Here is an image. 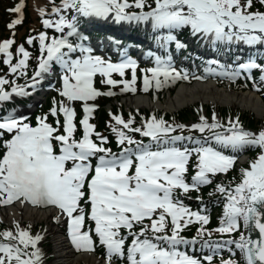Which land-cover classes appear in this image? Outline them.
I'll use <instances>...</instances> for the list:
<instances>
[{
    "label": "snow or ice",
    "instance_id": "snow-or-ice-1",
    "mask_svg": "<svg viewBox=\"0 0 264 264\" xmlns=\"http://www.w3.org/2000/svg\"><path fill=\"white\" fill-rule=\"evenodd\" d=\"M256 0H154L155 7L149 11L127 12L135 7L143 9L147 0H62L60 6L52 8V14L58 19H44L43 25L62 33L59 37L49 38L45 32L38 37L29 36L26 43L31 45L38 39L41 57L38 71L32 77V83L26 86L15 85L6 90L9 80L0 76V102L9 101L13 95L26 96L30 93L27 87L35 88L43 73H49L53 62L63 70L62 88L59 95L64 100L54 101L49 113L37 117L36 126L26 122V117L14 114L0 116V141L3 142V154L0 155V205L21 204L55 206L67 217L68 235L71 244L77 250L94 251L93 233L99 243L106 249V264H115L117 259L124 264H201L197 258L177 250L181 244L196 243L179 235L180 230L191 223L195 217L202 225L208 223L206 215L191 212L177 197L176 190L187 194L198 190L200 185L210 183L209 174L227 173L235 163L236 157L225 155L223 151L212 146L189 150L177 147H164L162 150H151L150 145L136 141L125 131L113 128L118 143L127 144L120 153H113L103 145L107 137L95 133L100 143L91 137L95 125L89 123L95 105L87 102L101 93L94 87V77L99 74L106 78L101 83L115 86L122 84L121 91L135 92L137 62L130 56L119 63H112L99 55H93V49L84 44H74L69 38L78 35L76 16L68 19L64 13L75 10L83 16L106 17L114 13L117 21L151 22L153 29H167L166 42H175L177 49L186 48L173 30L189 27L193 37L217 43L232 44L243 42L247 46H264V11H253ZM264 6V0H258ZM24 0H19L10 13L17 15L7 27L15 28L22 23ZM45 15V10H40ZM65 28L68 31L65 33ZM15 33H13L14 37ZM85 39H87L85 37ZM50 41V42H49ZM14 38L0 41V54L3 63L12 74L23 75L30 53L21 44L16 51L21 58L13 63L12 46ZM79 51L80 56L74 54ZM171 57L163 60L156 57L157 67L147 71L152 73L156 87L162 85L158 77L163 74L165 81L180 78L181 73L171 67ZM240 70L258 69L264 80V64L255 58L238 65ZM125 69L132 70L131 80H114L113 72L121 77ZM239 73H225L235 78ZM187 79V75L183 77ZM150 78L144 77V90L150 86ZM83 102L85 115L80 120L83 136L75 138V110L68 102ZM63 115V121L60 115ZM55 117V126L48 123V117ZM123 129H129L133 121L113 117ZM201 123L192 125L201 133L206 129L224 128L223 132H214L213 138L221 148L233 151L245 147H259L257 158L250 162L247 169H242V179L234 190L218 185L217 190L227 194L224 220L216 229L220 233H231L240 226L243 219L247 227L250 223L259 229L260 239L240 234L238 240L224 241V244H235L246 260V264H264V222L258 205L264 207V129L258 132L245 130L237 117L229 120L228 127L218 122L215 115L209 121L200 117ZM179 127H184L180 125ZM62 130V131H61ZM174 129L154 117L143 128H132L131 131L151 137L159 143L168 144L167 134ZM163 134V136H162ZM7 137V138H6ZM172 142L191 139V137L172 136ZM199 143V141H197ZM135 146V147H132ZM58 149V150H57ZM196 153L197 171L186 182L185 173L189 157ZM95 159V164L93 160ZM134 169V170H133ZM85 205L90 209L86 211ZM86 217L94 222V229L85 230ZM171 219V234L168 218ZM58 220V217H54ZM31 225L22 228L15 222L14 229L0 231V264H43L44 253L38 246L44 239L42 234H31ZM138 228V231L136 230ZM46 231V230H45ZM148 233H152L151 236ZM209 235H211L209 233ZM130 241V242H129ZM206 246L218 249L222 245L206 241ZM167 245V247L165 246ZM204 259L211 264L212 255ZM222 264H235L232 260Z\"/></svg>",
    "mask_w": 264,
    "mask_h": 264
},
{
    "label": "bare ground",
    "instance_id": "bare-ground-1",
    "mask_svg": "<svg viewBox=\"0 0 264 264\" xmlns=\"http://www.w3.org/2000/svg\"><path fill=\"white\" fill-rule=\"evenodd\" d=\"M261 50H263V48H261ZM200 100H212V102H215L218 105L229 104L232 107L242 105L244 108H250L259 116L264 115V102L257 95L248 92L234 91L227 88H217L209 83L183 86L171 96L169 101L160 100L156 105L163 109L176 110L185 105L195 102L197 103ZM130 103L136 104L134 107L141 108L147 107L146 105H149L150 101L147 98L137 97L131 98ZM165 103L167 104L165 105ZM6 212L9 213L6 215L8 219L23 216L35 221L46 220L47 222L51 220L53 215L52 209H32L27 208L24 205L10 207ZM48 227L49 230L54 233V253L52 252L54 257L53 259L50 258L48 264H99L94 256L87 254H80L78 256L74 255L67 241L63 238L61 231L58 228L53 227L52 222Z\"/></svg>",
    "mask_w": 264,
    "mask_h": 264
},
{
    "label": "rangeland",
    "instance_id": "rangeland-1",
    "mask_svg": "<svg viewBox=\"0 0 264 264\" xmlns=\"http://www.w3.org/2000/svg\"><path fill=\"white\" fill-rule=\"evenodd\" d=\"M31 11V10H30ZM31 14L33 15L34 13L31 11ZM179 90V88L178 89H176L175 90V92H177ZM175 92L174 93H172V94H170V95H167L166 94V96H164L161 100L162 101H169V99L171 98V96H173L174 94H175ZM239 92H241V91H239ZM139 97V96H138ZM134 98H137V97H134ZM142 98H145L146 99V97L144 96V97H142ZM130 100H131V98H129ZM128 99V100H129ZM127 100V99H126ZM126 100H124V101H121V104L123 103V105H124V110H129V109H132V111H137V112H139L140 113V111H145V110H141V109H139V110H135V109H137V108H135V107H131V108H129L128 107V105H127V103H126ZM206 102H208V101H206ZM167 103H165V105H166ZM193 104H196V102L195 103H191V104H188V105H185V106H183V107H181V108H178V109H176V110H169V109H164V111H167V112H173V111H179V110H181V109H183V111H185L187 108H189L190 106H192ZM223 106H231V105H229V104H221V105H219V107L221 108V107H223ZM158 107H160V106H158ZM214 107H217V106H214ZM235 107V106H234ZM209 108H211L210 106H209ZM239 108V110L241 111V113H243V114H246V115H248V116H252L255 120H258L259 122H261V120H263L262 118H264V115L262 116H259V115H257L256 114V112H254L253 110H251L250 108H244V106H242V105H239L238 107H237V109ZM163 109V108H162ZM152 120V119H151ZM150 120V121H151ZM147 124V123H146ZM242 161H243V159H242ZM54 234V233H53ZM43 240H45V239H43ZM43 240L41 241V245H40V247H42L43 246ZM45 245H46V247L47 248H50V250H51V252H53V250H54V239H53V236H52V234L50 233V237H49V240L45 243ZM45 246H43V253H45L46 251H48L47 249H45L44 248ZM54 253V252H53ZM53 257H54V254H53ZM53 257H51V259H53ZM49 262V261H48ZM43 264H46V261H45V256H44V259H43Z\"/></svg>",
    "mask_w": 264,
    "mask_h": 264
},
{
    "label": "trees",
    "instance_id": "trees-1",
    "mask_svg": "<svg viewBox=\"0 0 264 264\" xmlns=\"http://www.w3.org/2000/svg\"><path fill=\"white\" fill-rule=\"evenodd\" d=\"M226 111V110H224ZM106 114L103 113V116L101 117V123H100V127L103 126V123H104V116ZM181 115V118L187 120V121H190L192 119H194V111L192 108H189V109H186L185 111H181L180 113ZM245 120L246 122H248V124L251 126V127H257L258 124L260 123L258 120H255L252 116H248V115H245Z\"/></svg>",
    "mask_w": 264,
    "mask_h": 264
},
{
    "label": "water",
    "instance_id": "water-1",
    "mask_svg": "<svg viewBox=\"0 0 264 264\" xmlns=\"http://www.w3.org/2000/svg\"><path fill=\"white\" fill-rule=\"evenodd\" d=\"M257 231H258V229L255 228L254 224H252V226H251V233L252 234H255Z\"/></svg>",
    "mask_w": 264,
    "mask_h": 264
}]
</instances>
